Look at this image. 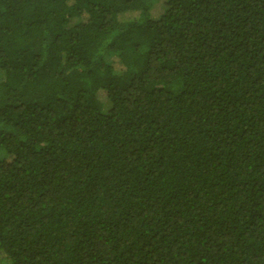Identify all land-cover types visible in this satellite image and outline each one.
Instances as JSON below:
<instances>
[{
	"label": "trees",
	"instance_id": "obj_1",
	"mask_svg": "<svg viewBox=\"0 0 264 264\" xmlns=\"http://www.w3.org/2000/svg\"><path fill=\"white\" fill-rule=\"evenodd\" d=\"M155 2L0 0V264H264V0Z\"/></svg>",
	"mask_w": 264,
	"mask_h": 264
},
{
	"label": "rangeland",
	"instance_id": "obj_2",
	"mask_svg": "<svg viewBox=\"0 0 264 264\" xmlns=\"http://www.w3.org/2000/svg\"><path fill=\"white\" fill-rule=\"evenodd\" d=\"M166 1L167 0H156L155 5L151 11V16L153 19H157L163 14L164 9H165L164 5ZM109 108H110V103L108 100L105 99L103 102L104 112H107Z\"/></svg>",
	"mask_w": 264,
	"mask_h": 264
}]
</instances>
